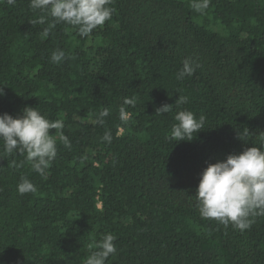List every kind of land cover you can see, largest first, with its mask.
<instances>
[{
	"label": "trees",
	"instance_id": "1",
	"mask_svg": "<svg viewBox=\"0 0 264 264\" xmlns=\"http://www.w3.org/2000/svg\"><path fill=\"white\" fill-rule=\"evenodd\" d=\"M191 4L112 0L111 20L82 38L67 24H32L42 13L29 0H0V114L34 107L62 120L71 144L50 130L57 156L42 177L0 142V264H84L106 233L117 248L106 264H264V216L241 232L202 219L194 198L208 163L264 131V0ZM56 49L69 57L59 65ZM185 58L199 67L178 80ZM179 95L189 102L177 106ZM164 104L172 111L157 114ZM180 110L205 117L190 142L166 138ZM21 177L37 191L20 195Z\"/></svg>",
	"mask_w": 264,
	"mask_h": 264
},
{
	"label": "clouds",
	"instance_id": "2",
	"mask_svg": "<svg viewBox=\"0 0 264 264\" xmlns=\"http://www.w3.org/2000/svg\"><path fill=\"white\" fill-rule=\"evenodd\" d=\"M9 6H14L16 0H5ZM112 0H29V8L39 10L42 14L31 21L32 24H45L49 31L57 24H67L77 30L82 38L89 37L95 29L110 21L113 13ZM210 0H192L191 7L197 12L206 10ZM69 57L61 49L53 50L50 62L59 65ZM199 67L192 58H185L182 68L177 72L178 80L191 77ZM4 86L0 85V96H4ZM189 98L179 95L175 101L177 106L187 104ZM130 103V101H125ZM172 111V104H164L156 109L163 115ZM109 115L107 108L100 111L96 117L98 124L104 123ZM130 118L123 107L120 108V119L126 122ZM169 141H192L198 132L205 129V117L197 118L192 111L180 110L175 116ZM62 120H49L34 107H25L22 114L16 117L7 112L0 114V142L3 151L12 156L25 155L30 167L40 176H45L52 161L57 156V137L50 130L59 132V141L65 148L71 144L63 134ZM195 134V135H194ZM252 134L247 127L237 131V139L247 142ZM101 141L111 143L112 133L106 131ZM251 147H245L238 154H228L225 159L208 163L199 174V183L195 190L196 208L202 219L214 220L220 224L229 225L243 232L249 229L258 216H264V131L259 132L253 139ZM20 195L35 193L36 186L26 177H21L17 185ZM111 233L102 235L84 264H106L110 256L117 253Z\"/></svg>",
	"mask_w": 264,
	"mask_h": 264
}]
</instances>
